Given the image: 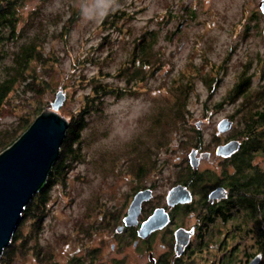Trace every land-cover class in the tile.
Segmentation results:
<instances>
[{
  "label": "rangeland",
  "instance_id": "374dc122",
  "mask_svg": "<svg viewBox=\"0 0 264 264\" xmlns=\"http://www.w3.org/2000/svg\"><path fill=\"white\" fill-rule=\"evenodd\" d=\"M259 2H22L17 38L14 45L6 43L7 52L0 57V82L15 76L12 52L32 42L40 58L30 60L26 75L40 77L43 86L28 92L15 76L0 101V152L23 125H30L37 110L49 107L59 90L65 96L57 110L69 122L83 109L85 124L47 191L38 228L26 217L20 232L26 242L14 243L0 264H66L70 257L82 264L146 263L145 244L133 246L135 237L127 229L115 231L135 191L150 185L154 197L163 196L186 175L193 149L210 152L200 169L223 163L226 159L215 156V148L241 141L247 123L254 125L256 145H262L249 151L250 163L264 170V123L255 122L254 115L264 109ZM108 13L116 16L104 22ZM147 32L150 63L136 70L131 53ZM238 81L244 91L234 90ZM225 118L232 125L217 134ZM147 204L140 219L148 213ZM236 214L233 208L226 219L200 221L179 264H244L246 255L257 252L256 224L254 219L242 221L237 231ZM195 220L186 213L178 222L189 226ZM39 247L49 253L47 260L36 256ZM152 249L161 250L159 241Z\"/></svg>",
  "mask_w": 264,
  "mask_h": 264
},
{
  "label": "trees",
  "instance_id": "16d2710c",
  "mask_svg": "<svg viewBox=\"0 0 264 264\" xmlns=\"http://www.w3.org/2000/svg\"><path fill=\"white\" fill-rule=\"evenodd\" d=\"M24 0H0V57L3 56L6 51V43L14 42L16 40L18 32L16 28L17 19H19L20 12L19 7L21 6L22 2ZM116 16L113 13H108L104 16V22L107 21V19L111 18L113 20V17ZM147 37V38H146ZM133 53H131V62L134 63L136 66V70H138V67H142L143 65H147L150 63V52H148L149 47L151 46V41L148 40V32L147 36L145 35L144 38H140L139 41H137ZM34 44L32 42L28 43L27 45L23 44L20 45L19 49L17 51H13L11 55V60L14 63L12 70H14V75L16 77H21V83L24 85V87L31 92H37L38 89L43 86V81L39 77L38 80L34 79V76H27V66L32 58H40V53L35 52L34 53ZM136 49V50H135ZM15 76L8 75L7 77L3 78L0 82V101L5 98L7 93L9 92L10 88H12V82L14 81ZM98 86H94V91L97 90ZM38 88V89H37ZM244 91L242 88V85L239 86L236 85L234 87V90L238 92V90ZM106 89L102 88V91H105ZM246 93H242L241 95L244 96ZM41 111L37 110L35 114H39ZM85 110L81 109L79 113H77L72 119L69 120L67 124L66 133L64 135V138L62 140V143L59 147V154L55 161H53V164L51 165L50 170L46 174V180L42 187H39V189L34 192L31 199L28 201V203L24 206V209L21 213L20 220L16 227H14V231L11 235V238L9 240V243L2 249V252L0 254V263L3 261V254L7 253L12 249L13 244L16 245H22L24 242H26L27 238L20 233L22 231V224L23 221L26 219V217H29L33 221V225L36 224V228H38L39 223L44 216L45 213V205L44 202L47 198V191L49 187L51 186L52 182L55 181L60 176V173H62L65 163H67V154L71 153L73 151V144L76 138L78 137V134L80 133L81 129L83 128L85 122ZM36 115V116H37ZM260 117L255 119V122L264 123V109L263 111H260V114H258ZM28 128V125L22 126V132H24ZM254 125L247 123V127L244 133V136L247 135V140L250 136V134H253L254 131ZM21 133L19 135H21ZM17 135L13 139H11L7 144H5L2 148V150H5L8 146H10L19 136ZM256 136L253 134L250 137L249 141L254 142ZM246 141V140H245ZM247 141L244 143L243 148L241 151H238L236 156L233 158H230L229 161H234L235 163V173L233 174V188L231 190V194L233 195V201L238 205L237 207H242V211L238 212L236 214L235 220L238 221L239 225H236V230L241 231L240 229V222H248L249 219L255 220V229L253 228L252 232H255L256 234V245H257V252L260 254V262L258 264L264 263V170L260 169L258 167L252 166V163H250V149L252 148V143ZM1 151V150H0ZM252 166V167H251ZM193 173H196L195 171ZM261 195V196H260ZM226 211V209H225ZM212 213L207 212L206 214L202 215L201 217L203 219H209V217L212 219ZM221 216L226 219V216L224 214H221ZM205 219V220H206ZM31 234V233H30ZM36 256H39L40 259L47 260L49 256L47 254L46 249L41 250V247H39V250L36 248ZM80 259V258H79ZM77 260L72 262V258L70 257L66 264H82V260ZM113 264H117L116 262H113Z\"/></svg>",
  "mask_w": 264,
  "mask_h": 264
},
{
  "label": "water",
  "instance_id": "95a60500",
  "mask_svg": "<svg viewBox=\"0 0 264 264\" xmlns=\"http://www.w3.org/2000/svg\"><path fill=\"white\" fill-rule=\"evenodd\" d=\"M258 7L264 14V0H260ZM64 96L62 90L57 91L49 107L43 109L17 139L0 152V254L9 243L24 206L34 192L44 185L46 174L53 161L58 157L59 147L68 124L67 118L57 110L62 105ZM230 124V121L223 119L218 123L216 130L218 133L226 131ZM235 146L236 144L218 146L216 155L226 156L227 153L235 149ZM195 155V149L187 155L190 163H198L199 158ZM207 155L208 153L200 154L201 157H207ZM194 166L196 165L194 164ZM177 189L180 190L179 187H176L167 196L170 198L173 191ZM147 196L148 190H141L132 197L123 218V225H137L141 202L147 200ZM167 220L168 215L164 210L155 209L153 214L141 222L138 236L146 238L150 231L163 226ZM121 228L122 226H119L116 230L119 231ZM186 242L185 238L182 246ZM178 245L179 240L176 247ZM259 256L253 257L247 264H258Z\"/></svg>",
  "mask_w": 264,
  "mask_h": 264
},
{
  "label": "flooded vegetation",
  "instance_id": "af4514ba",
  "mask_svg": "<svg viewBox=\"0 0 264 264\" xmlns=\"http://www.w3.org/2000/svg\"><path fill=\"white\" fill-rule=\"evenodd\" d=\"M259 8V7H258ZM262 17L264 18V14L262 11H260V8L258 10ZM264 24V23H263ZM264 25L261 30L262 36L264 37L263 33ZM263 59V58H262ZM261 59V61H262ZM259 61V63H261ZM264 61V59H263ZM263 63V62H262ZM262 70L264 71L263 67ZM264 76V74H263ZM243 82V81H242ZM246 82V81H245ZM241 81H238L236 85H239ZM258 112L256 115L258 118L260 117ZM228 121H230V127L232 125V121L228 118H225ZM229 127V128H230ZM228 128V130H229ZM226 130V131H228ZM225 132V131H222ZM222 132L217 131V134H220ZM247 135H245L241 141L238 139H233L230 141H227L224 144H219L218 146L225 145V144H236L235 149L233 151H230L229 153L224 155H216V149L215 148V156L217 157H223V159H226L223 163H209L211 165L210 168L200 169V166L202 163L201 161L205 159H209L210 152H203L196 150V157L199 158L198 163H188V167L186 170V175L181 178L180 180L176 181L169 190L159 198L154 197V189L152 186L147 185L144 188L137 189L133 196L141 190H148V199L143 200L141 202L140 206V213H142V206L144 203H147L148 201V208L144 211H148L147 215L140 219L138 216V223L135 226H125L123 225V218H121V224L117 225V227L122 226L121 230L117 231L115 228V231L118 233L122 232L124 229L126 230V234L129 232L130 235L135 237V240L133 241V246L140 241L141 243L145 244V249L147 252V261L146 263H140V264H179L182 257L187 253V251L190 250L191 246V240L195 236H197L199 233L198 229L200 228V221H206L201 216L206 214L207 212L212 213V219H220L221 214H226L229 210L235 208L238 212L242 211V207H237L238 205L233 201V195L231 194V190L233 188L232 180H233V174L235 173V163L234 161H229L230 158L235 157L238 151H241L243 148L244 143L250 140V137L253 134H250L248 140ZM246 140V141H245ZM255 137V139L252 141H249L252 143V149L256 148H262V145H256V143H259ZM208 153L207 157H201L200 154ZM189 161V160H188ZM194 164L196 166H194ZM196 173H193V172ZM179 187L180 190L173 191V194L169 198L167 195H169V192L174 190V188ZM155 209L164 210L168 215V220L166 221V224L163 226L156 228L152 231H150L146 238H141L138 236V228L147 217H149ZM226 209V211H225ZM139 213V214H140ZM188 213L190 216L196 217V223L194 225H181L180 222H178V219H180L183 215ZM178 217V218H177ZM180 217V218H179ZM209 217V221L212 220ZM185 238L187 239L186 244L182 246V244L185 242ZM139 239V240H138ZM179 240V245L176 247V243ZM159 241V249H161L159 252H156L154 249H152L153 245ZM182 246V248H181ZM114 245L111 244V248L113 249ZM176 247V248H175ZM256 255H260L258 253L252 254L250 257L246 255L245 263L247 264L253 257H256ZM261 256V255H260ZM259 256V258H260ZM261 259V258H260ZM260 262V260H259Z\"/></svg>",
  "mask_w": 264,
  "mask_h": 264
}]
</instances>
